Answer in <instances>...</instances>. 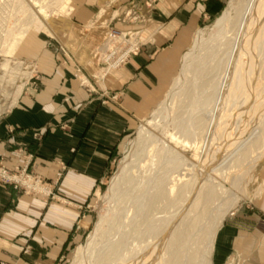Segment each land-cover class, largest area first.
Returning <instances> with one entry per match:
<instances>
[{
  "label": "crops",
  "instance_id": "0c3cea01",
  "mask_svg": "<svg viewBox=\"0 0 264 264\" xmlns=\"http://www.w3.org/2000/svg\"><path fill=\"white\" fill-rule=\"evenodd\" d=\"M227 1L71 0L66 16L30 26L11 56L18 72L0 94V160L38 175L53 198L0 184V263L59 264L78 243L84 206L161 98L186 43ZM128 11L145 18L135 35L141 52L99 77L105 34L126 28ZM254 179L252 196L215 229L207 264H264V160Z\"/></svg>",
  "mask_w": 264,
  "mask_h": 264
},
{
  "label": "bare ground",
  "instance_id": "6f19581e",
  "mask_svg": "<svg viewBox=\"0 0 264 264\" xmlns=\"http://www.w3.org/2000/svg\"><path fill=\"white\" fill-rule=\"evenodd\" d=\"M9 1L11 7L6 8L7 12L10 10L8 19L26 16L27 20L21 23L20 29L14 27L3 31L0 39L3 57L12 55L39 13L33 6L39 0ZM63 1L54 0V3L58 4L55 5L57 8L61 6L66 10ZM230 3L228 8L232 14L234 12L233 16L227 11L214 22V26L221 31L229 23L228 32H231L225 59L219 58L215 65L209 67L210 73L219 71V81L214 84L208 80L207 84L202 82L201 88L209 89L203 97L204 91L191 94L194 108L187 109V117L179 119L172 141H167L165 136L155 137L143 127L138 131L137 140L144 149L141 160L146 158V163L141 166L146 171L145 175L140 178L131 175L122 181L117 179L114 194L118 210L114 211L110 220H105V227L104 221L98 220L86 239L85 250L89 252L91 264H182L181 257L187 254L188 228L198 224L202 212L207 210L222 188V182L213 175V168L218 166L214 164L219 157L211 162L210 159L214 153L218 155L225 152L227 144L236 142L234 136L228 137L227 134V126L232 120V113L228 115L227 112L239 110V115L244 117L251 113L255 116L253 120L261 115L260 112H264V96L261 99L257 88L258 77L261 72L264 74V0H235V3L231 0ZM52 5L51 2L41 9H54ZM24 79H21L19 91ZM221 90L227 101L222 103L228 106L227 115L219 114L218 106L214 104L215 94ZM241 121L243 123V119ZM259 123L260 127L263 121ZM259 127L256 131L252 130V134L260 132ZM212 130L214 135H211L208 143L206 135ZM151 145L152 152L148 150ZM185 149H199V155L204 156L195 161ZM259 158L253 160V164ZM120 181L122 189L118 187ZM165 213L169 215H162ZM214 232V229L209 232L207 256Z\"/></svg>",
  "mask_w": 264,
  "mask_h": 264
},
{
  "label": "rangeland",
  "instance_id": "374dc122",
  "mask_svg": "<svg viewBox=\"0 0 264 264\" xmlns=\"http://www.w3.org/2000/svg\"><path fill=\"white\" fill-rule=\"evenodd\" d=\"M230 1L231 0L227 1L225 9L222 11V13L229 11L233 16L234 12L232 14V11H230L228 8L231 6ZM9 2V0H0V39L3 35V31L6 28L19 27L20 29L21 23H25L27 20H25L26 16H21L20 19L17 17L8 19V16L10 15L9 9L11 7V3ZM51 2L54 9L51 7L46 10L41 9L42 6ZM5 3L7 5H5ZM63 4L66 6V10L62 9L63 7L61 6L57 8L55 5L58 6V4H55L54 0H39L38 3L33 5L34 10L39 11L38 18L34 20L33 23L37 20L43 21L50 18L66 16L70 13L71 0H64ZM147 4L146 14H148L151 9L150 4ZM4 5L6 7H4ZM7 7H9L8 12L6 9ZM221 14L217 15L215 18H212V20L208 21L206 24H204V26L197 28L195 34H193L189 42L186 43L185 48L181 52L175 73L171 77H168L167 81L165 82L161 98L145 116V118L141 122L137 123L136 128L128 137L124 147L116 156L115 160L111 164L110 169L105 174V179L100 186L99 193L94 195L93 198H91L89 204L84 206L83 210L85 228L83 229L81 238L77 244L70 248V250L67 252V255L64 256L59 264H91L88 256L89 252L85 250L86 239L98 220L102 219L104 221L103 224L105 227V220H110L114 214V211L118 210L119 205L115 201L116 197L114 194L116 189L115 183L117 182V179L120 178L122 181L123 179L129 178L131 175L136 176V178H140L141 176L145 175L146 171L144 167H141L146 163V158L141 160L143 156L142 151H144V149L142 150V146L137 140L138 131L141 129V127L147 129L155 137L165 136L167 141H172L171 138L179 125V119L182 117L183 119L187 117V109L190 110V107L191 109L192 107L194 108L191 94L195 92L198 94L201 93V91H204V94L201 96L203 97L208 93L209 89H202V82L206 84L211 82L214 84V82L219 81L220 78L218 77H220V74L217 73L219 71H211L210 73L209 67L215 65L219 58L222 60L225 59V49L229 46L227 40L231 38V32H228L229 23L224 26L225 28L223 31H221L216 25L214 26V22L221 16ZM3 15L4 17L7 16L5 17L7 18L6 21H2L5 19ZM231 15H229V17H231ZM144 22V15H139L128 11L122 16L121 19V23L126 24V28L119 29L110 27L107 30L104 41L101 44V48L98 50V64L100 67L99 69H101L99 71L100 74H98L99 77L104 75L103 72L105 73L106 70L119 69L120 67L127 64L133 57L140 54L143 44L139 40V37L135 38V35H140ZM111 32H116L115 35L118 34V37L121 38L117 37L113 39L110 44H108V38L110 39L109 33L112 34ZM128 48H131L130 56L122 64L116 67L119 61L118 59H114V57L117 56L119 50L121 53H125ZM1 51L2 47H0V52ZM113 52L114 57H112ZM11 56L3 57L0 53V94L7 93L4 89L7 85H9V83H11V81L14 80L12 77L18 72L17 67L19 64L14 66ZM3 64H5V67H3ZM21 72V76L26 79L29 77V74H31V76L34 74V70L32 69H29L27 72L28 75H26V70H22ZM257 88L259 90L258 94L261 95L262 99V96H264V74L262 72L257 80ZM221 91L217 95L215 94L214 97V104L215 106H218L219 114L227 112L226 110L228 109V106L223 105L227 101L224 96V92ZM17 92H19V90H17ZM103 96H105L106 100H115V96L109 97V95L106 94H103ZM236 111L237 110L233 109L230 112H227L228 115L232 113L230 118L232 120L227 126V134L228 137L234 136L236 140V142L233 141L234 146L231 147L233 142L231 144H227L225 152L223 151L224 153L222 152V154H218L219 156L214 153V157L210 159L211 162L213 159H215V157H219L216 164H214V166H218H213V175L222 182V188L217 192L214 200L208 205L207 210L202 212L203 220L200 219L196 226L188 228L187 234L189 236V241L186 245L187 254H184V257H181V262L183 261L182 264H207L209 232L217 228L222 218L230 210L237 209L239 206L245 203L246 199L252 196L256 188L254 178L259 165L264 160V112H260L261 115L253 120L255 116H252L251 113L249 114L251 116L247 114L248 116L246 115L244 117V115H239V110L237 112ZM227 113H225V115H227ZM240 118L243 119V123ZM248 120L250 121L248 122ZM260 121H263V124H261L259 127ZM225 127L226 126L224 125L223 128ZM258 127L262 131L260 130V132H255V134H252L251 131H256ZM236 128H239V130ZM211 135H214L213 130L206 135V138H208V141H206L208 143L210 141V137H212ZM237 138L239 140H237ZM207 147H209L208 144ZM150 148H152V145L148 148V150L152 152L153 148ZM184 151H186L189 156L193 157L195 161H198L204 156L203 154L201 156L199 155V149H185ZM258 156L260 157L259 160L253 164V160H255ZM222 161L224 163H221ZM14 170L16 171L12 172L7 170L0 160V184L11 185L18 191V193L21 194L39 195L53 198L52 190L43 180L39 179L38 175L22 168H15ZM120 182H118V187L122 189V182ZM162 215L168 216L169 214L165 213ZM211 227H213V229ZM0 264L8 263L1 262Z\"/></svg>",
  "mask_w": 264,
  "mask_h": 264
},
{
  "label": "built area",
  "instance_id": "2783aa9c",
  "mask_svg": "<svg viewBox=\"0 0 264 264\" xmlns=\"http://www.w3.org/2000/svg\"><path fill=\"white\" fill-rule=\"evenodd\" d=\"M112 34H110L109 33V37H110V39L108 38V44H110L111 43V41L113 40V39H115V38H117L119 35L117 34V35H115V33H113V32H111ZM118 38H121V37H118ZM130 51H131V48H128V50H126L125 51V53L124 52H122L121 53V51L119 50V52H118V54H117V56L116 57H114V52H113V55H112V57H114V59H118V61H119V63L117 64V66L116 67H118L120 64H122L129 56H130ZM116 61V60H115ZM114 61V62H115ZM113 62V63H114ZM112 63V64H113ZM105 97V96H104ZM4 174V173H3Z\"/></svg>",
  "mask_w": 264,
  "mask_h": 264
}]
</instances>
